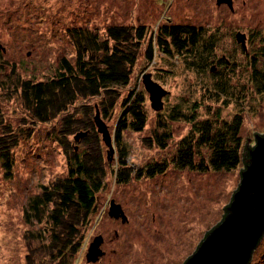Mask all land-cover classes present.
<instances>
[{"label": "rangeland", "instance_id": "374dc122", "mask_svg": "<svg viewBox=\"0 0 264 264\" xmlns=\"http://www.w3.org/2000/svg\"><path fill=\"white\" fill-rule=\"evenodd\" d=\"M260 5L264 0H234L233 14L216 7L215 0H0V113L9 128L20 134L12 145L8 141L11 132L0 130V141L12 145L13 157L10 176L0 163V264H57L61 260L50 261L52 250L34 241L36 236H29L25 209L41 186L67 175L68 156L75 145V152L84 153L91 161L98 159L105 174L103 187L96 195L97 212L88 216L89 224L83 230L78 228L83 237L81 247L72 258H62L68 264H182L205 231L221 219L222 207L240 181L238 168L199 172L174 166L170 160L190 124L170 123L172 136L167 148L162 149L151 139L156 115L150 106L145 128L123 135L129 153L124 159L132 175L127 182L118 181L116 159L121 149L112 141L110 154L97 132L94 109L90 107L96 100L81 101L48 121H36L24 112L19 96L10 91L11 64L23 79L52 75L62 56L72 59L76 54L69 31L77 27L97 29L100 37L111 23L145 25L148 29L163 26V22L213 28L225 21L228 27L250 30L253 25H264ZM231 39L229 34H222L218 51L231 48ZM158 57L157 65L146 72L163 76L164 87L171 91L167 105L196 90L198 77L183 68L181 57L168 59L169 64ZM246 57L238 55V60L244 63ZM256 59L264 64L260 52ZM143 63L140 59L133 77L141 72ZM249 72L243 69L239 77H234L235 86L243 84V79L249 80ZM254 95L245 100L243 108L244 138H251L254 131H264V98ZM232 110L221 111V117L229 119ZM118 113L105 120L112 136ZM78 130L86 132L75 141ZM161 160L166 161L163 172L148 175L150 167ZM111 202L120 206L124 222L107 216V212L100 215L103 206L107 210L114 207ZM95 238L100 239L102 254L88 261V247ZM249 264H264V235Z\"/></svg>", "mask_w": 264, "mask_h": 264}, {"label": "trees", "instance_id": "16d2710c", "mask_svg": "<svg viewBox=\"0 0 264 264\" xmlns=\"http://www.w3.org/2000/svg\"><path fill=\"white\" fill-rule=\"evenodd\" d=\"M215 3L218 7L219 1L215 0ZM227 5L234 9L232 0ZM221 23L207 28L163 22V26L155 29L131 23H111L104 29L102 37L97 29L71 28L69 33L76 50L73 58L62 56L53 74L43 79L33 76L23 79L11 64L10 79L13 81L10 91L19 96L24 112L40 122L70 111L81 101L95 99L90 107L94 109V116L98 110L110 134L111 149L105 144L109 153H113L112 141L121 149L116 159V178L120 182H127L132 175L124 159L129 153L123 143V135L126 131L140 132L145 128L149 121V106L156 115L151 139L162 149L167 148V141L172 136L170 123L185 121L190 124L170 160L174 166L199 172L238 168L241 174L249 163L257 136H264V131L254 132L251 138H244L241 134L245 100L255 93L264 98V64H258L256 59L259 52L264 58V25H253L247 30L242 26L228 27L225 21ZM224 33L231 36L233 46L218 51ZM158 54V58H163L168 64V59L181 57L183 68L198 77L196 90L174 104L166 103L171 91L164 87L163 76L146 72L157 65ZM245 54L248 57L241 63L238 55ZM140 59L144 66L133 77ZM243 69L250 71L249 80L243 79V84L235 86L234 77H239ZM144 75H149L166 92L158 108L151 104L143 83ZM147 101L150 103L148 106ZM230 107H233L230 118L221 117V111ZM117 110L119 113L112 136L105 120L111 119ZM9 125L0 113V130L7 128L11 132V140L8 141L13 145L20 134ZM85 132L76 131L74 140L78 141ZM98 133L102 137V133ZM11 144L0 141V163L9 176L13 164ZM76 147L73 146V153L68 156L67 175L48 186H41L39 194L30 198L25 209L29 236H36L34 241L49 247L53 252L50 261L61 259L57 264H68L63 259L72 258L81 247L83 237L78 228L83 230L89 224L88 216L97 212L96 195L104 184L105 173L98 159L91 161L84 153L75 152ZM165 162L161 160L151 166L148 175L158 170L163 172ZM237 188L219 222L224 218L226 207ZM218 223L204 233L201 241ZM40 259L48 261L43 257Z\"/></svg>", "mask_w": 264, "mask_h": 264}, {"label": "water", "instance_id": "95a60500", "mask_svg": "<svg viewBox=\"0 0 264 264\" xmlns=\"http://www.w3.org/2000/svg\"><path fill=\"white\" fill-rule=\"evenodd\" d=\"M143 83L152 106L160 107L161 98L166 92L149 75L143 76ZM94 121L97 131L102 133L104 143L111 149L110 134L98 110ZM240 175L238 188L226 207L224 218L217 222L202 241L200 238V244L196 245L197 248L195 247L182 264H249L252 253L264 234V136H257L256 145L250 151L249 163ZM110 206H114L110 207V216L125 220L118 204L111 202ZM100 239L95 238L90 243L86 255L88 261H93L102 254L99 250Z\"/></svg>", "mask_w": 264, "mask_h": 264}, {"label": "flooded vegetation", "instance_id": "af4514ba", "mask_svg": "<svg viewBox=\"0 0 264 264\" xmlns=\"http://www.w3.org/2000/svg\"><path fill=\"white\" fill-rule=\"evenodd\" d=\"M224 2H226L227 4L229 3L228 1H224ZM232 3H233V8H234V0H232ZM258 3H260V0H258ZM227 4H221V3H219V6L218 7H221L223 9V11H226V8H228V5ZM260 6H261L260 11H262L264 13V9H263L264 8V5H260ZM228 11L229 12H234L235 11V8L233 10H231V9L228 8ZM108 209H109V207H108ZM106 212H107V216H108L109 215V210L106 209V206H103L100 215H102L103 213H106ZM113 218L115 220L120 219L121 222H124L123 219H122V217H113ZM100 219H101V217H100Z\"/></svg>", "mask_w": 264, "mask_h": 264}]
</instances>
